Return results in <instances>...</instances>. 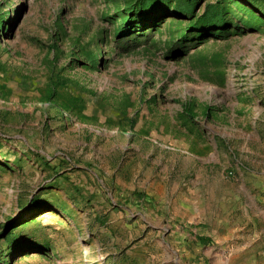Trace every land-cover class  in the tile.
I'll return each instance as SVG.
<instances>
[{"label": "rangeland", "instance_id": "rangeland-1", "mask_svg": "<svg viewBox=\"0 0 264 264\" xmlns=\"http://www.w3.org/2000/svg\"><path fill=\"white\" fill-rule=\"evenodd\" d=\"M130 1L0 0V264H264V24L180 55Z\"/></svg>", "mask_w": 264, "mask_h": 264}, {"label": "trees", "instance_id": "trees-1", "mask_svg": "<svg viewBox=\"0 0 264 264\" xmlns=\"http://www.w3.org/2000/svg\"><path fill=\"white\" fill-rule=\"evenodd\" d=\"M198 0H131L125 8L115 15V23H119L117 34L120 38L129 37L131 42L139 44L140 37H146L149 32L156 30L164 20L173 15H179L188 22L180 36L174 42L171 52L177 50L180 55L187 54L191 46L200 47L207 38L228 39L234 34H243L245 30H258L257 22L264 24V12L257 10L252 0H220L215 4H207L202 14H197L196 5ZM244 1L246 5L242 4ZM230 4L237 5L241 10L252 15L253 18L245 21L241 17H230ZM259 12V13H258ZM258 13V15H254ZM234 18H238L236 23ZM132 35V36H131ZM134 35V36H133ZM128 40V38H127ZM190 43H193L190 45ZM136 44V45H137ZM59 83L49 85L47 101H52L56 96ZM61 110L62 106L58 107ZM192 104L185 105V114L194 117ZM211 117L209 110L205 112ZM10 237V236H8ZM204 246L211 244L206 237H197ZM19 250V249H18Z\"/></svg>", "mask_w": 264, "mask_h": 264}, {"label": "crops", "instance_id": "crops-1", "mask_svg": "<svg viewBox=\"0 0 264 264\" xmlns=\"http://www.w3.org/2000/svg\"><path fill=\"white\" fill-rule=\"evenodd\" d=\"M185 204L188 206V203H185ZM201 206H203L201 203L194 204L195 210L201 208ZM198 237H206V238H209V235H206V234L205 235H202V234H200Z\"/></svg>", "mask_w": 264, "mask_h": 264}]
</instances>
